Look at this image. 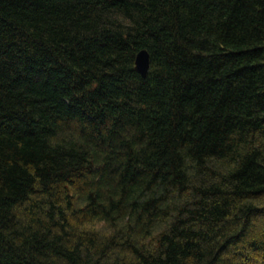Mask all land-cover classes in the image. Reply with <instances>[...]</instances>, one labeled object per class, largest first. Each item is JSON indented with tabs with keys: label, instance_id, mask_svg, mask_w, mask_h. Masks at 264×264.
Wrapping results in <instances>:
<instances>
[{
	"label": "trees",
	"instance_id": "1",
	"mask_svg": "<svg viewBox=\"0 0 264 264\" xmlns=\"http://www.w3.org/2000/svg\"><path fill=\"white\" fill-rule=\"evenodd\" d=\"M0 264H264V0H0Z\"/></svg>",
	"mask_w": 264,
	"mask_h": 264
},
{
	"label": "water",
	"instance_id": "2",
	"mask_svg": "<svg viewBox=\"0 0 264 264\" xmlns=\"http://www.w3.org/2000/svg\"><path fill=\"white\" fill-rule=\"evenodd\" d=\"M134 67L140 75L145 76L147 74L149 68V54L146 49L142 48L136 53Z\"/></svg>",
	"mask_w": 264,
	"mask_h": 264
}]
</instances>
